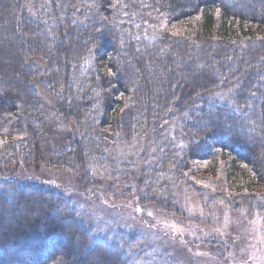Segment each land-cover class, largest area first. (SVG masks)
Instances as JSON below:
<instances>
[{"label": "trees", "instance_id": "trees-1", "mask_svg": "<svg viewBox=\"0 0 264 264\" xmlns=\"http://www.w3.org/2000/svg\"><path fill=\"white\" fill-rule=\"evenodd\" d=\"M3 45L0 173L41 167L32 81L45 72L37 82L76 133L52 169L97 188L112 152L148 143L143 204L175 212L183 187L208 209L264 214V0H0ZM234 87L237 108L212 98ZM127 170L130 181L134 161ZM78 215L59 193L1 180L0 264H131L128 243L98 239Z\"/></svg>", "mask_w": 264, "mask_h": 264}, {"label": "rangeland", "instance_id": "rangeland-1", "mask_svg": "<svg viewBox=\"0 0 264 264\" xmlns=\"http://www.w3.org/2000/svg\"><path fill=\"white\" fill-rule=\"evenodd\" d=\"M0 48L2 61L8 62L12 47ZM44 73L36 76L43 78ZM38 77L32 83L35 82L33 86L44 111L46 128L41 143L44 160L39 169L18 168L0 173V181L17 180L63 195L78 209L79 223L95 237L118 238L129 244L131 264H264L262 212L251 214L245 208L222 204L208 209L199 196L183 187L172 191L175 212L141 202L136 189L151 156L148 143L112 152V166L105 177H97V188L87 183L83 173L68 175L52 169L53 155L66 146L68 138H76V133L59 122L55 100L37 82ZM236 88L214 91L212 98L237 108L233 98ZM131 161L138 171L129 181L126 175ZM25 213L19 216L28 222L30 219L26 217L31 213Z\"/></svg>", "mask_w": 264, "mask_h": 264}]
</instances>
